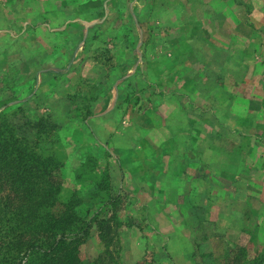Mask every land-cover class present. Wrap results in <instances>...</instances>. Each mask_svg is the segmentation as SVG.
<instances>
[{
	"label": "rangeland",
	"instance_id": "rangeland-1",
	"mask_svg": "<svg viewBox=\"0 0 264 264\" xmlns=\"http://www.w3.org/2000/svg\"><path fill=\"white\" fill-rule=\"evenodd\" d=\"M262 27L264 0H0V112L55 123L40 148L64 161L63 197H105L87 174L119 191L141 226L122 229L124 264H197L196 246L218 264L234 245L264 264Z\"/></svg>",
	"mask_w": 264,
	"mask_h": 264
},
{
	"label": "trees",
	"instance_id": "trees-1",
	"mask_svg": "<svg viewBox=\"0 0 264 264\" xmlns=\"http://www.w3.org/2000/svg\"><path fill=\"white\" fill-rule=\"evenodd\" d=\"M260 29L264 34V27ZM8 115L9 108L0 112V264H124L122 229L141 226L129 216L127 221L120 217L124 201L119 191L110 193L102 178L89 179L87 174L80 179L87 194L92 200L103 192L105 197L86 205L77 188L63 197L64 161L55 149L40 148L55 123L42 117L21 122L23 118ZM88 165L90 172L93 165ZM93 232L102 250L92 259H82L81 246ZM234 246L218 264H255L249 249ZM197 249L192 256L198 264ZM259 257L264 261V248ZM141 264L157 263L152 258Z\"/></svg>",
	"mask_w": 264,
	"mask_h": 264
},
{
	"label": "crops",
	"instance_id": "crops-1",
	"mask_svg": "<svg viewBox=\"0 0 264 264\" xmlns=\"http://www.w3.org/2000/svg\"><path fill=\"white\" fill-rule=\"evenodd\" d=\"M116 96H117V92H116V94H115V100H114V103L115 102H117L118 100H116ZM105 104H106V102H105ZM115 106V105H114ZM113 106V107H114ZM226 120H228L229 122H230V120H229V118H225ZM175 120V119H174ZM174 120H172V121H174ZM171 121V122H172ZM232 124L233 125H235L236 123H233L232 122ZM230 128H231V126H229ZM237 128L238 129V127L237 126H234L233 128ZM232 128V129H233ZM253 128V127H252ZM184 129V127L182 126V129L181 130H183ZM239 129H241V127L239 128ZM242 129H245V130H247L246 131V133L244 134L245 136H246V138H248V139H252L253 138V140L255 139L253 136H250V133H249V129L250 128H245V127H242ZM170 131V130H169ZM180 133H183L182 131L180 132ZM254 142H255V140H254ZM260 144H256V145H253V150H255V152L257 153V155L259 156V153L261 152L260 151ZM211 150H210V152H211V155H213V154H216V155H221V153H227V156H231L232 155V152H229V150H226V149H223V148H220V147H211L210 148ZM222 151H224V152H222ZM196 152V151H195ZM175 153V152H174ZM210 158V157H209ZM213 158V157H212ZM208 161V160H207ZM203 162H202V157L200 158V154H199V157L194 161V163L192 162V164L194 165L195 164V166L196 165H199V166H202L203 164H202ZM243 164V163H242ZM210 168V167H209Z\"/></svg>",
	"mask_w": 264,
	"mask_h": 264
}]
</instances>
